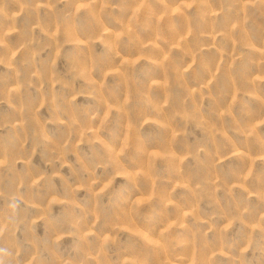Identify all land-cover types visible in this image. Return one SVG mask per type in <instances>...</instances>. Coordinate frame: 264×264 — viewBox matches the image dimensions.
<instances>
[{"label":"rangeland","instance_id":"1","mask_svg":"<svg viewBox=\"0 0 264 264\" xmlns=\"http://www.w3.org/2000/svg\"><path fill=\"white\" fill-rule=\"evenodd\" d=\"M0 264H264V0H0Z\"/></svg>","mask_w":264,"mask_h":264}]
</instances>
